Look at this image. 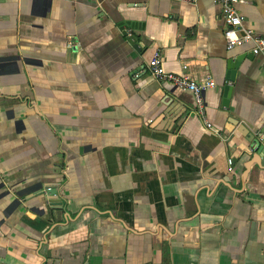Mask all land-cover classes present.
<instances>
[{"label": "crops", "instance_id": "1", "mask_svg": "<svg viewBox=\"0 0 264 264\" xmlns=\"http://www.w3.org/2000/svg\"><path fill=\"white\" fill-rule=\"evenodd\" d=\"M237 10L264 37V0ZM224 28L215 0H0V264H264V56ZM155 53L215 82L212 129Z\"/></svg>", "mask_w": 264, "mask_h": 264}, {"label": "built area", "instance_id": "2", "mask_svg": "<svg viewBox=\"0 0 264 264\" xmlns=\"http://www.w3.org/2000/svg\"><path fill=\"white\" fill-rule=\"evenodd\" d=\"M176 1L195 3L196 0ZM215 2L221 7L222 17L225 23L223 38L226 48L232 50L249 45L248 52L250 54L264 56V37L250 29L243 28L242 23L244 17L237 10V5L244 3L245 0H215ZM182 68L185 70L186 66ZM147 72L157 82L169 83L179 90L191 92L195 100V113L203 121L206 128L212 129V125L206 116L204 104V93L215 86V82L211 78L196 81L185 72L174 73L167 71L163 66V61L159 53H155L148 61ZM47 190H50V187Z\"/></svg>", "mask_w": 264, "mask_h": 264}, {"label": "water", "instance_id": "3", "mask_svg": "<svg viewBox=\"0 0 264 264\" xmlns=\"http://www.w3.org/2000/svg\"><path fill=\"white\" fill-rule=\"evenodd\" d=\"M137 25L138 24H135L134 22L133 23L126 22V27H125V22L118 23V26L123 30L125 35H127L128 26H130L129 28L133 29V28H136ZM128 39H129V42L133 44V46L137 50H139V47L135 43V38L132 36H128ZM245 136H247V140L251 146L252 152L248 153V156L250 157V159L246 163H244L245 170L241 177L242 179L244 178L245 175L249 173L252 164L256 166L257 171L264 172V129H260L259 132L256 134L247 132ZM226 182L228 183V181ZM46 194H47V201L50 204V206H52L56 210H61L62 206L59 205L60 203L56 199L57 198L56 191L51 188L50 190L46 189ZM65 217L66 219L70 220L68 217V214H66Z\"/></svg>", "mask_w": 264, "mask_h": 264}]
</instances>
